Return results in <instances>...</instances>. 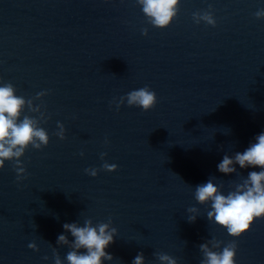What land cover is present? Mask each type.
I'll use <instances>...</instances> for the list:
<instances>
[{
	"label": "water",
	"instance_id": "water-1",
	"mask_svg": "<svg viewBox=\"0 0 264 264\" xmlns=\"http://www.w3.org/2000/svg\"><path fill=\"white\" fill-rule=\"evenodd\" d=\"M261 7L179 0L161 27L139 0H0V83L25 98L18 120L32 117L49 136L19 157L23 179L13 160L0 168V264H54V248L64 259L73 237L56 243L63 222L88 218L117 228L103 264H131L140 250L143 264H168L162 253L200 264L201 242L219 250L229 240L237 264H264V216L232 236L194 195L208 178L225 192L242 182L249 168L223 173L217 162L264 130ZM145 84L156 92L153 107L117 110L121 95Z\"/></svg>",
	"mask_w": 264,
	"mask_h": 264
},
{
	"label": "clouds",
	"instance_id": "clouds-1",
	"mask_svg": "<svg viewBox=\"0 0 264 264\" xmlns=\"http://www.w3.org/2000/svg\"><path fill=\"white\" fill-rule=\"evenodd\" d=\"M142 11L149 17L155 26H166L178 11L179 0H139ZM193 15H196L194 13ZM255 16H264V7L258 8ZM204 18L210 23H214L211 15L204 14ZM157 95L154 89L145 84L138 88H133L121 95L116 102L119 109L120 103L126 102L128 105H137L144 110H148L155 105ZM25 103L23 96L15 94L14 85L10 82L0 83V168L4 166L5 160H13L17 173L16 180L23 179L26 175V168L19 159L27 146L31 143L34 147L40 148L49 141L47 130L37 127L34 119L25 115L19 119L20 111ZM59 129L56 134L63 139L65 136V125L57 121ZM107 137L105 143H107ZM81 155L83 151L81 150ZM101 156L105 155L101 152ZM15 158V159H13ZM236 165L241 168H249L247 176L242 182L236 183L235 187L227 192L222 190V186L208 178L206 181L195 185V199L200 202H209L207 211L209 220L218 223L226 229L232 236H239L248 229L254 218L264 216V130L255 134L254 140L250 141L241 151L237 150L234 155L225 153L217 162V170L223 173L236 171ZM104 169L114 170L118 167L115 162L104 161L101 165ZM84 171L95 176L98 169L89 166ZM189 212L196 211L195 206H190ZM189 221H194L196 216L189 215ZM67 232H60L57 235L56 243H69L68 233L73 237L71 248L61 259L57 250L54 264H103L104 259H111L112 253L107 251V247L114 240L117 228L110 226L109 222L93 224L91 219H85L83 224L77 221H65L62 224ZM28 247L37 249L35 240L29 241ZM199 247L203 249L204 259L200 264H237L235 260L237 242L229 240L222 248L216 250L209 246L207 242H201ZM79 249H84L79 251ZM47 260V255L43 257ZM143 252L140 250L132 258L131 264H143ZM162 261L168 264H176L175 259L167 253L160 254Z\"/></svg>",
	"mask_w": 264,
	"mask_h": 264
}]
</instances>
